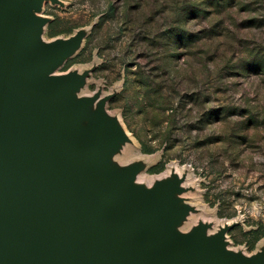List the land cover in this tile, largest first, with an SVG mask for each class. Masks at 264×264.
I'll return each mask as SVG.
<instances>
[{
    "label": "rangeland",
    "instance_id": "obj_1",
    "mask_svg": "<svg viewBox=\"0 0 264 264\" xmlns=\"http://www.w3.org/2000/svg\"><path fill=\"white\" fill-rule=\"evenodd\" d=\"M39 15L45 40L81 32L56 72L83 74L76 93L119 124L115 165L177 176L183 229L264 258V0H44Z\"/></svg>",
    "mask_w": 264,
    "mask_h": 264
},
{
    "label": "water",
    "instance_id": "obj_2",
    "mask_svg": "<svg viewBox=\"0 0 264 264\" xmlns=\"http://www.w3.org/2000/svg\"><path fill=\"white\" fill-rule=\"evenodd\" d=\"M43 2L0 0V264H264L204 223L168 232L188 213L167 208L177 176L142 191L136 166L108 168L125 136L103 101L76 98L83 74L46 76L82 34L39 42Z\"/></svg>",
    "mask_w": 264,
    "mask_h": 264
},
{
    "label": "bare ground",
    "instance_id": "obj_3",
    "mask_svg": "<svg viewBox=\"0 0 264 264\" xmlns=\"http://www.w3.org/2000/svg\"><path fill=\"white\" fill-rule=\"evenodd\" d=\"M37 14H39V12H37ZM46 23H47V21L43 24V26H42V31L39 33V35H38V41L39 42H41V43H49L50 41H52V40H45L44 39V36H43V31H44V28H45V26H46ZM80 34V33H79ZM63 63V62H62ZM61 63V64H62ZM61 64H59V66L61 65ZM58 66V67H59ZM57 67V68H58ZM56 68V69H57ZM56 69L55 70H53L51 73H48V74H46V76L47 77H51L52 75H55V74H59L58 72H56ZM74 91V93L76 94V98H80V97H83V95H78L77 93H76V90H73ZM106 111V110H105ZM106 113H107V115L109 116V117H111L110 116V114L106 111ZM112 118V117H111ZM79 122L81 123V124H84L85 123V121L83 120V121H81V120H79ZM119 125V124H118ZM122 145H123V142H120V141H118L117 143H116V145L114 146V147H117V149H120L121 147H122ZM112 147V146H111ZM124 147V146H123ZM122 147V148H123ZM115 153L116 152H114L112 155H110L109 157H108V168H111L112 166H114L115 165V159H114V155H115ZM126 166H116V168L118 169L117 171H121V170H123V168H125ZM140 173H141V171L140 172H137L136 173V176L131 180V182H130V184H131V186L133 185V186H136V185H138V186H141L142 187V191H146V190H150V189H153V187L155 186V184H156V180L151 184V185H146V184H144L143 182H142V178L140 177ZM179 176H180V172L179 171H177L176 172ZM172 177H171V175H169L168 173H165V175H163L162 177H159V179H161V180H164V181H166L167 179H171ZM143 185V186H142ZM180 185H181V187H182V185H184L183 184V182H180ZM175 195H176V193H175ZM174 207H178V208H182V205H181V203H180V205L178 204H176V203H173V204H171V205H168L167 206V208L168 209H171V208H174ZM191 220H193V219H191ZM183 221V219H180V220H178V222L176 223V224H173V225H171L169 228H168V232L169 233H173V234H175V235H183V234H185V233H189L191 230L189 229H183V227L186 225V223L185 222H182ZM182 222V223H181ZM206 233V235H205V237H207L208 238V236H210L209 235V233L206 231L205 232ZM225 249H230L227 245L225 246Z\"/></svg>",
    "mask_w": 264,
    "mask_h": 264
}]
</instances>
